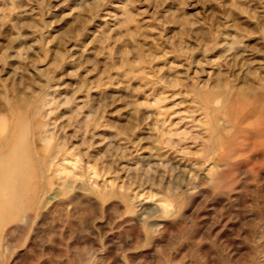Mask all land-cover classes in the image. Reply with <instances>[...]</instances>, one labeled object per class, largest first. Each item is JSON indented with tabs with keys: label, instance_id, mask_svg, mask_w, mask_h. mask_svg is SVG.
I'll return each instance as SVG.
<instances>
[{
	"label": "rangeland",
	"instance_id": "1",
	"mask_svg": "<svg viewBox=\"0 0 264 264\" xmlns=\"http://www.w3.org/2000/svg\"><path fill=\"white\" fill-rule=\"evenodd\" d=\"M249 93L264 0H0V118L35 151L0 264H264Z\"/></svg>",
	"mask_w": 264,
	"mask_h": 264
},
{
	"label": "bare ground",
	"instance_id": "2",
	"mask_svg": "<svg viewBox=\"0 0 264 264\" xmlns=\"http://www.w3.org/2000/svg\"><path fill=\"white\" fill-rule=\"evenodd\" d=\"M250 94H242L246 100L251 101L249 104H245L244 99L240 100L239 97L237 101L234 98L236 102L232 107L244 112L243 120L247 119L251 124L250 129L257 131L260 139H263L264 97L258 95L255 99L249 97ZM247 109H251L249 114H245ZM11 111L14 112L12 121H7L5 117L0 118V230L7 222H11L25 205L24 198L28 194V186L35 171V151L28 140L29 130L22 114V106L13 104ZM251 119L254 120L251 122ZM65 171L66 169H61V172ZM67 177L68 173L66 180Z\"/></svg>",
	"mask_w": 264,
	"mask_h": 264
}]
</instances>
